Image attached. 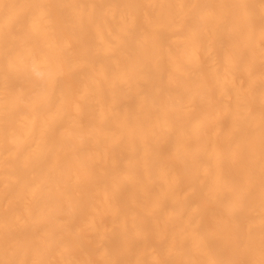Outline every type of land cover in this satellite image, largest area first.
Wrapping results in <instances>:
<instances>
[{"label": "bare ground", "instance_id": "obj_1", "mask_svg": "<svg viewBox=\"0 0 264 264\" xmlns=\"http://www.w3.org/2000/svg\"><path fill=\"white\" fill-rule=\"evenodd\" d=\"M0 264H264V0H0Z\"/></svg>", "mask_w": 264, "mask_h": 264}]
</instances>
